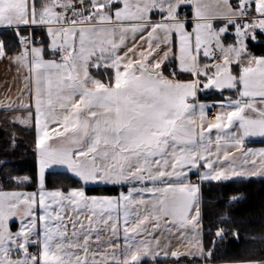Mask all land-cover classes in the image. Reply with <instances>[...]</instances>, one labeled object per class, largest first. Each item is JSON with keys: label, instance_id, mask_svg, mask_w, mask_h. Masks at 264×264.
Segmentation results:
<instances>
[{"label": "snow or ice", "instance_id": "6c2138e0", "mask_svg": "<svg viewBox=\"0 0 264 264\" xmlns=\"http://www.w3.org/2000/svg\"><path fill=\"white\" fill-rule=\"evenodd\" d=\"M0 32L3 127L36 164L0 184V264H212L240 238L205 229L202 188L264 177V0H0ZM56 167L73 183L49 188Z\"/></svg>", "mask_w": 264, "mask_h": 264}, {"label": "trees", "instance_id": "16d2710c", "mask_svg": "<svg viewBox=\"0 0 264 264\" xmlns=\"http://www.w3.org/2000/svg\"><path fill=\"white\" fill-rule=\"evenodd\" d=\"M11 37V32H0V39L9 40ZM250 47L253 51L259 52L264 48V39L256 43L250 42ZM208 97L212 100L219 99L218 94H210ZM4 116L5 114L0 111V184L6 183V174L34 176L36 171L31 139L33 133L24 130L22 126H17L15 129L4 128ZM13 131L17 136V146L10 148L8 136ZM248 145L264 146V140L251 141ZM46 183L49 188L67 187L73 183V180L66 172L52 171L47 174ZM24 190L33 191L35 186L27 184ZM233 195L240 196L241 199L239 202L229 204L228 198ZM202 196L205 207V229L213 227L214 230V225L221 223L218 217L227 214L230 217L228 223L234 224L240 233L238 240L232 238L231 232L228 233L227 238L217 245L212 263L227 264L249 257L264 258V241L261 240L264 237V179L208 183L202 188ZM210 239L211 236L205 232L206 245ZM193 264L199 262L194 261Z\"/></svg>", "mask_w": 264, "mask_h": 264}, {"label": "crops", "instance_id": "0c3cea01", "mask_svg": "<svg viewBox=\"0 0 264 264\" xmlns=\"http://www.w3.org/2000/svg\"><path fill=\"white\" fill-rule=\"evenodd\" d=\"M254 42L256 43L257 41H254ZM18 86H19L18 73H17L15 66L10 65L8 60L6 59L0 60V100H3L8 95H11L13 98H15V96L18 95V92H17ZM9 89H11V91H9ZM202 99H209V97L202 96ZM2 113L5 115H11V113H4V112ZM255 140H264V138H260V137L250 138L246 142V146L254 148V149L264 148V146H249L248 145V142L255 141ZM54 169H56L57 171L64 170L61 167H56V168H53L52 170ZM250 179L261 180V179H264V177H252ZM238 180H247V179H238ZM15 227L16 225L13 224V228ZM227 264H231V263H227Z\"/></svg>", "mask_w": 264, "mask_h": 264}, {"label": "rangeland", "instance_id": "374dc122", "mask_svg": "<svg viewBox=\"0 0 264 264\" xmlns=\"http://www.w3.org/2000/svg\"><path fill=\"white\" fill-rule=\"evenodd\" d=\"M6 116V115H5ZM52 171H57L56 169H54V170H52V169H49V170H47V172H46V177H47V174L49 173V172H52ZM63 172H66L65 170H63Z\"/></svg>", "mask_w": 264, "mask_h": 264}]
</instances>
